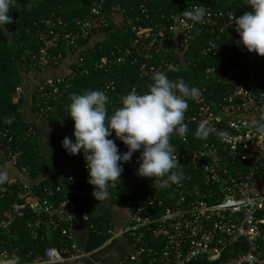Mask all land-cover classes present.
Listing matches in <instances>:
<instances>
[{"label":"built area","instance_id":"built-area-1","mask_svg":"<svg viewBox=\"0 0 264 264\" xmlns=\"http://www.w3.org/2000/svg\"><path fill=\"white\" fill-rule=\"evenodd\" d=\"M87 1L90 6L83 17H74L70 23H41L36 32L40 47L20 71L27 77L33 70L58 65L64 52L76 53L79 41L107 33L109 20L116 17L125 24L126 41L106 47L96 44L104 53L87 66L84 53H77L64 73L36 81L32 93L37 113L54 115L76 78L90 72L105 75L98 90L105 91L112 111L154 71L175 66L171 53L190 45L215 63L197 87H189L198 89L199 95L186 97L184 123L195 132L201 122L208 121L227 135L213 132L206 140H193L194 145L179 137L175 151L184 166V179L166 187L136 174L140 153H133L123 164L120 183L109 190L108 198L126 214L125 219L118 217L122 226L116 229L115 220L105 218L89 197L70 198L56 178L36 180L29 175L21 161L25 145L36 134L32 124L21 120V126L0 128V156L27 179L8 178L0 185V264L14 256L19 264H66L87 257L90 253L82 250L73 233L79 224L95 235L128 244L129 251L117 264H264V139L249 127L264 115V57L234 43L239 36L231 23L233 14L234 20L250 9L241 3L228 10L214 7L213 0H189L175 12L157 13L147 4L157 0H140L127 9L108 6L107 0ZM199 4L208 15L204 23L194 24L182 12ZM125 63L135 67L139 82L121 91L106 75ZM24 82L15 88L16 100L23 95ZM208 83L214 84L210 90ZM115 142L121 153L127 151L119 140ZM63 160L67 183L85 190L76 177V172L88 176L84 156L66 152ZM17 220H22L33 248L17 244L13 229Z\"/></svg>","mask_w":264,"mask_h":264},{"label":"clouds","instance_id":"clouds-1","mask_svg":"<svg viewBox=\"0 0 264 264\" xmlns=\"http://www.w3.org/2000/svg\"><path fill=\"white\" fill-rule=\"evenodd\" d=\"M13 0H0V32L7 33V25L12 17L9 9ZM31 10V4L28 6ZM250 11L236 17L231 23L239 39L234 41L247 53L264 57V0H247ZM182 15L194 24H202L208 15L202 5L185 9ZM175 66L169 65L164 71H154L153 83L148 91L138 93L133 87L121 98L120 106L111 112L107 108L109 98L103 90H86L70 94L67 117L72 121V136H65L63 149L70 155L80 153L84 156L88 184L92 186L91 195L96 201H105L110 188L123 172V164L129 162L133 153L139 151L136 174L141 178L155 181L161 187L169 182L178 184L184 179L177 160V152L170 143L171 134L176 133L186 139L188 125L184 115L188 108V98L199 95L198 89L189 88L183 79H170L166 72L174 73ZM14 117L8 119L12 123ZM252 132L264 139V115L249 125ZM215 132L219 137L227 133L217 131L208 121L197 127L194 135L206 140ZM114 139L109 138L113 136ZM115 140H119L127 151L121 153ZM235 149H233L234 152ZM6 173L0 172V185L7 181ZM7 264H19V257H12Z\"/></svg>","mask_w":264,"mask_h":264},{"label":"trees","instance_id":"trees-1","mask_svg":"<svg viewBox=\"0 0 264 264\" xmlns=\"http://www.w3.org/2000/svg\"><path fill=\"white\" fill-rule=\"evenodd\" d=\"M140 0H107V5H118L121 9H127L131 4H136ZM189 0H157L148 1V8L158 12H168L172 10L177 11L180 7L186 5ZM237 3L245 4L246 0H213L214 7H223L225 9H232ZM31 4V10H28V5ZM90 6L87 0H13L12 7L9 9V15L12 17V23L7 25V31L12 40L10 46L7 45L3 38V33L0 32V128H11L14 126L22 125V109L23 97L16 100L14 97L15 88L21 83L22 75L25 71H20V66L24 61H30L31 55L38 51L40 43L37 40V29L41 28V23L49 20L52 22H58L59 20L70 23L74 17H83ZM125 24L119 17L109 20V30L107 33L95 35L90 38L89 41H79V49L75 51L73 61L78 56L82 55L83 60L86 61L85 65L91 59L99 57L104 53L97 49L96 44L102 46H108L112 44L124 43L126 41L127 34L123 32ZM93 45V46H91ZM62 46V45H61ZM61 46L59 48H61ZM91 46L90 48H85ZM63 47V46H62ZM195 49L190 48V45L177 53H171V58L175 60V76L177 79H183V81L189 87H197L199 81L203 80L208 68L214 65L215 59H204L199 55L198 47ZM94 49V52H93ZM65 58H69L70 55L67 51L62 54ZM223 69V65H219ZM135 73V67L125 63L119 67H114L106 76L112 80L117 89L125 91V86L132 83L131 78ZM105 75L100 73L90 72L87 76L76 78L74 85L67 91L66 97L60 106H58L54 112V115H47L46 119L52 125L57 127L60 125L61 120H70L68 115V105L70 103V94L83 93L86 90H98L99 83L102 82ZM145 83L138 85L137 92L143 93L148 91L149 86L153 83L151 77H146ZM214 84L208 83L209 90L214 87ZM227 87V86H226ZM208 90V91H209ZM25 95H29L31 102L30 110L38 112V107L35 102V94L32 93V87H24ZM206 98L207 95H206ZM212 100L213 98L210 97ZM209 99V100H210ZM110 111V109H109ZM14 117L12 123H8V119ZM195 132L188 131L187 138L192 142L195 139H200L194 135ZM32 141V140H31ZM179 135L176 133L171 134L170 142L173 148L179 149ZM33 145L26 144L25 152L21 165L25 166L29 175L32 178H36L41 174L47 172V162L45 159L38 156L33 151ZM76 177L81 181L82 189H92V186L88 184V176L82 172H76ZM13 229L19 237L18 245L20 247L29 246L33 248V243L27 239V234L23 227L22 220H17Z\"/></svg>","mask_w":264,"mask_h":264},{"label":"crops","instance_id":"crops-1","mask_svg":"<svg viewBox=\"0 0 264 264\" xmlns=\"http://www.w3.org/2000/svg\"><path fill=\"white\" fill-rule=\"evenodd\" d=\"M73 56L69 58H63L62 61L55 66L48 67L44 70H33L27 77L22 75L25 79L24 87H32L36 81L43 80L46 77L59 75L64 73L68 66L73 62ZM23 81V80H22ZM132 83L139 82L135 75L131 78ZM23 103L22 107V120L32 124L35 127V137L30 142L33 145V151L45 159L47 162V172L36 177V180H40L46 177H54L60 183L64 193L70 198H76L81 195H85L95 203L97 210L105 216L115 220V227L118 229L122 226L118 217L126 218V214L108 198L105 201H96L91 195L93 189L80 190L74 189L64 177V160L63 156L66 151L63 149L61 141L65 136H72L73 125L71 120H61L60 125L52 127L45 116L40 113L30 110L31 102L29 95H25L23 91ZM116 107H119L117 105ZM115 107V108H116ZM111 112V111H109ZM113 138V136L109 137ZM0 172L6 173L8 178H18L24 182L27 181L25 177L20 175L16 167L11 166L6 160L0 156ZM115 205V208H114ZM97 211V212H98ZM108 215V216H107ZM103 230V228H101ZM74 237L76 238L79 246L87 253H90L87 257L78 258L77 260L70 261L66 264H117V262L123 258V256L129 251V246L124 241L113 240L107 238L104 243L101 244L98 238H105L103 235H95L91 233L84 225H77L73 229ZM110 241V242H109ZM116 243L113 248L110 245ZM121 245V249L117 250V245ZM102 252V255L99 253Z\"/></svg>","mask_w":264,"mask_h":264},{"label":"water","instance_id":"water-1","mask_svg":"<svg viewBox=\"0 0 264 264\" xmlns=\"http://www.w3.org/2000/svg\"><path fill=\"white\" fill-rule=\"evenodd\" d=\"M3 33V32H2ZM3 38H4V40L6 41V43H7V45L8 46H10L11 44H12V40H11V38H10V36H9V33H8V31H7V33H3ZM166 75L170 78V79H172V80H174L175 78H176V76H175V71H174V73H171V72H166Z\"/></svg>","mask_w":264,"mask_h":264},{"label":"rangeland","instance_id":"rangeland-1","mask_svg":"<svg viewBox=\"0 0 264 264\" xmlns=\"http://www.w3.org/2000/svg\"><path fill=\"white\" fill-rule=\"evenodd\" d=\"M19 69H20V68H19ZM20 70H21V69H20ZM22 80H23V77H22ZM21 109H22V107H21ZM114 208H115V205H114ZM107 216H108V215H107ZM106 239H107L106 237H105V238H98V240H99V242H100L101 244H103V243L105 242ZM116 243H118V242L113 243V245H110V247L113 248L114 245L116 246ZM116 248H117V250L121 249V245L118 244ZM99 255H102V252H100Z\"/></svg>","mask_w":264,"mask_h":264}]
</instances>
